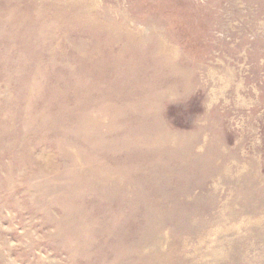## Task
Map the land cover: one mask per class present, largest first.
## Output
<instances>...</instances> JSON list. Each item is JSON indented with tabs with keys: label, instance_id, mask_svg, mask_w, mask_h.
<instances>
[{
	"label": "rangeland",
	"instance_id": "1",
	"mask_svg": "<svg viewBox=\"0 0 264 264\" xmlns=\"http://www.w3.org/2000/svg\"><path fill=\"white\" fill-rule=\"evenodd\" d=\"M0 264H264V0H0Z\"/></svg>",
	"mask_w": 264,
	"mask_h": 264
}]
</instances>
